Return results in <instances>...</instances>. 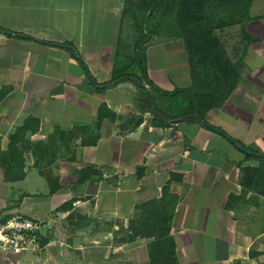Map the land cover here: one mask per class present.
<instances>
[{"label": "crops", "instance_id": "crops-1", "mask_svg": "<svg viewBox=\"0 0 264 264\" xmlns=\"http://www.w3.org/2000/svg\"><path fill=\"white\" fill-rule=\"evenodd\" d=\"M146 1L0 0L13 34H0V221L43 225L38 249L0 264H264V196L239 185L259 161L200 123L157 125L134 84L110 85L116 55H135ZM248 15L214 30L238 77L204 121L264 155V0ZM156 21L149 81L206 87L174 18Z\"/></svg>", "mask_w": 264, "mask_h": 264}, {"label": "trees", "instance_id": "trees-1", "mask_svg": "<svg viewBox=\"0 0 264 264\" xmlns=\"http://www.w3.org/2000/svg\"><path fill=\"white\" fill-rule=\"evenodd\" d=\"M253 0H148L146 6L149 14L144 21L137 20L143 33L136 45L135 55L126 65L118 63L112 72L111 82L132 77L142 83V91L137 89V100L145 113L154 112L153 120L157 125H170L171 120L178 122L204 121L206 111L219 107L231 94L236 82L237 73L226 58L224 50L214 30L226 26L240 24L249 19L248 8ZM174 18L176 30L182 36L189 60L194 70L202 67L204 78L208 84L197 91L191 89H174L165 92L154 86L148 79L145 68V48L150 39L161 30L157 19ZM5 30L0 28V34ZM21 37V36H20ZM67 46H72L67 44ZM74 55L73 52H71ZM119 64V65H118ZM147 85L148 88H145ZM169 99V103L161 106L154 94ZM205 129L213 128L221 132L227 140L229 136L221 129L205 122ZM237 142V141H236ZM239 146L254 153L240 142ZM247 160H255L245 156ZM258 169L245 167L241 170L239 185L242 191H252L264 196V160H258ZM0 221V224L3 223Z\"/></svg>", "mask_w": 264, "mask_h": 264}, {"label": "built area", "instance_id": "built-area-1", "mask_svg": "<svg viewBox=\"0 0 264 264\" xmlns=\"http://www.w3.org/2000/svg\"><path fill=\"white\" fill-rule=\"evenodd\" d=\"M148 88L147 85H144ZM43 225L20 214L9 216L0 224V258L21 255L39 248Z\"/></svg>", "mask_w": 264, "mask_h": 264}, {"label": "water", "instance_id": "water-1", "mask_svg": "<svg viewBox=\"0 0 264 264\" xmlns=\"http://www.w3.org/2000/svg\"><path fill=\"white\" fill-rule=\"evenodd\" d=\"M4 35H6V36H13V34L12 33H10V32H4ZM52 45H55V46H60V45H57V44H52ZM60 47H65V48H67L68 50H70L71 52H73L74 53V55H75V57L78 59V60H80V58H79V55H78V53H77V51L76 50H74L73 48H71V47H66V46H60ZM81 62V61H80ZM87 79H88V81L91 83V84H93L97 89H105L107 86L106 85H97V84H95L94 83V81H93V79H92V77H91V75H89V74H87ZM121 81H124V79L123 80H121ZM126 81H128V82H131L132 84H134L135 86H136V88L141 92L142 91V83L141 82H139L137 79H135V78H132V77H128V78H126ZM117 84H119V81H112V82H110V85L111 86H116ZM151 115H154V112H152V113H150ZM178 122V120H171L170 121V123L171 124H175V123H177ZM200 124L202 125V126H205L206 124H205V122H203V121H201L200 122ZM212 131H214V132H216L217 134H221V132L220 131H218V130H215V129H213V128H210ZM228 141H229V143L236 149V150H238L239 152H241L243 155H245V156H250V157H252V158H254V159H257V160H264V155H261V154H257V153H252V152H249V151H247V150H245L244 148H242L241 146H239L238 145V143L235 141V140H233V139H228Z\"/></svg>", "mask_w": 264, "mask_h": 264}, {"label": "rangeland", "instance_id": "rangeland-1", "mask_svg": "<svg viewBox=\"0 0 264 264\" xmlns=\"http://www.w3.org/2000/svg\"><path fill=\"white\" fill-rule=\"evenodd\" d=\"M143 33V30H142V32H141V34ZM125 122H127V121H125ZM255 153V152H254ZM247 167H251V166H247ZM258 166H256V167H251V168H257ZM258 169V168H257Z\"/></svg>", "mask_w": 264, "mask_h": 264}]
</instances>
